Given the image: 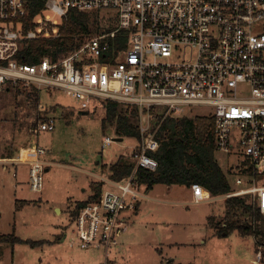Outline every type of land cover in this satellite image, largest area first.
Returning <instances> with one entry per match:
<instances>
[{
  "label": "built area",
  "instance_id": "built-area-1",
  "mask_svg": "<svg viewBox=\"0 0 264 264\" xmlns=\"http://www.w3.org/2000/svg\"><path fill=\"white\" fill-rule=\"evenodd\" d=\"M70 10L111 12L113 27L57 61L21 62L18 56L30 40L59 36ZM27 15V0H0V90L20 83L60 90L82 109L95 100L138 111L132 172L120 181L99 177L106 187L98 200L79 208L64 237L69 246L103 249L102 264H111L108 252L126 226L122 211L134 209L137 197L146 198L136 189L135 171L158 166L151 156L158 148L157 118L184 115L173 113L181 105L209 107L216 150L242 158L236 169L248 182L237 176L235 184L242 187L222 197L250 193L264 215V185L247 186L264 177V0H46L24 31ZM122 31L126 40L120 49L112 41ZM53 129L50 116L32 128ZM113 140L106 135L102 147ZM45 153L37 146L29 161V189L35 193L43 189ZM190 190L193 203L214 199L199 183ZM254 261L264 263V244H257Z\"/></svg>",
  "mask_w": 264,
  "mask_h": 264
},
{
  "label": "rangeland",
  "instance_id": "rangeland-1",
  "mask_svg": "<svg viewBox=\"0 0 264 264\" xmlns=\"http://www.w3.org/2000/svg\"><path fill=\"white\" fill-rule=\"evenodd\" d=\"M110 15L98 12L103 27L112 24ZM37 93L35 99L36 94L28 97L14 86L0 90V160L35 156L37 146H41L46 150L41 158L54 161L46 166L39 193L29 189V167L9 163L4 168L0 161V235L13 234L20 239L0 241V264H102L103 249L69 246L59 235L63 231L69 235L74 228L70 219L74 204L91 195V185L99 182V177H109L107 164L118 158L134 162L131 154L137 140L123 137L102 147L106 135L118 138L113 123L102 125V105L93 100L88 109H82L57 89ZM174 110V114L210 117V108L203 105H181ZM48 116L54 118V129L34 133L32 128ZM241 159L215 151V160L232 190L242 187L235 184L237 176L249 180L236 169ZM253 185H264V177L259 175L247 184ZM138 191L147 199L137 197L134 209L122 211L126 226L108 252L111 264H256V237L237 231L218 236L209 224V216L215 222L223 218L225 197L189 202L183 185L167 189L157 184L151 190ZM242 195L253 199L250 193Z\"/></svg>",
  "mask_w": 264,
  "mask_h": 264
},
{
  "label": "trees",
  "instance_id": "trees-1",
  "mask_svg": "<svg viewBox=\"0 0 264 264\" xmlns=\"http://www.w3.org/2000/svg\"><path fill=\"white\" fill-rule=\"evenodd\" d=\"M46 0H27L28 15L23 18V30L33 26V18L42 11ZM98 12L70 10L59 24V36L53 39L30 40L23 47L18 59L24 63H37L43 57L57 61L73 50L80 47L93 33L103 28L98 19ZM126 32H119L113 39L116 48H124ZM20 83L14 86L17 92L21 89L28 97L38 95L35 86L21 88ZM5 87V88H6ZM34 92H32V91ZM105 110V122L113 123L118 137H132L138 140L140 136L137 120L138 111L134 107L122 105L114 101L102 102ZM154 137L158 141V148L151 153L158 166L155 170L143 167L135 171L136 189L149 190L156 184L183 185L190 187L192 183H199L213 197L223 196L232 190L226 173L215 160V138L213 134V119L210 117L173 114L161 115L154 126ZM106 165H104L105 167ZM109 178L120 181L126 178L133 169V162L118 158L107 167ZM104 182L99 181L91 185L92 193L86 200L78 201L70 211L73 220L79 208L89 201L100 198ZM223 218L215 222L213 216L208 217L213 232L218 235H227L237 231L241 235H253L257 244H264V215L260 213L255 201L248 200L246 195L225 197ZM20 241L11 235H0V241ZM34 244V242H31Z\"/></svg>",
  "mask_w": 264,
  "mask_h": 264
},
{
  "label": "crops",
  "instance_id": "crops-1",
  "mask_svg": "<svg viewBox=\"0 0 264 264\" xmlns=\"http://www.w3.org/2000/svg\"><path fill=\"white\" fill-rule=\"evenodd\" d=\"M34 157V155H28V156H21L20 158L19 157H17V158H12V159H9V158H7V159H1L0 161L3 163V167L5 168L6 167V165L7 164H9V163H12L13 165H18V163L19 164H25L26 166H27V168L29 167V161L32 159ZM54 161L52 160V161H50L49 162V160H46V163H47V165L48 166H50V165H53L54 163H53ZM112 163V162H111ZM110 164V163H109ZM109 164H107V167L109 166ZM46 165V166H47ZM48 170V168H46V171ZM28 171V170H27ZM90 172V171H89ZM91 174H95V173H92V172H90ZM97 176H99V175H97ZM96 176V177H97ZM109 178V177H108ZM101 181V180H100ZM157 185V184H156ZM161 185H163V184H161ZM167 189H170V186L171 185H164ZM106 187V184L104 183V185H103V188H105ZM154 187V186H153ZM152 187V188H153ZM186 187V186H185ZM151 188V189H152ZM151 189H149V190H151ZM186 189L188 190V193H187V195H188V197L189 198H191V201H189V202H192V196H191V190H190V187H186ZM207 190V189H206ZM208 191V190H207ZM146 196V195H145ZM146 199H147V197H146ZM148 199H151L150 197H148ZM65 234H66V232L65 231H63V232H61V234L59 235V237L61 238V240H63V241H65L64 240V237H65Z\"/></svg>",
  "mask_w": 264,
  "mask_h": 264
},
{
  "label": "water",
  "instance_id": "water-1",
  "mask_svg": "<svg viewBox=\"0 0 264 264\" xmlns=\"http://www.w3.org/2000/svg\"><path fill=\"white\" fill-rule=\"evenodd\" d=\"M114 140L121 141V140H122V138H121V137H118V138H114Z\"/></svg>",
  "mask_w": 264,
  "mask_h": 264
}]
</instances>
